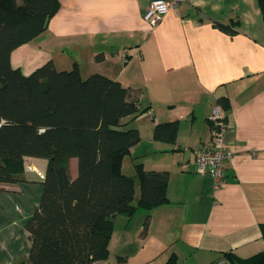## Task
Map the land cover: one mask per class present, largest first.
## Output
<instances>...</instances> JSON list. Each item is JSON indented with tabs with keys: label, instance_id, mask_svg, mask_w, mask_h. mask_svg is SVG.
<instances>
[{
	"label": "crops",
	"instance_id": "obj_1",
	"mask_svg": "<svg viewBox=\"0 0 264 264\" xmlns=\"http://www.w3.org/2000/svg\"><path fill=\"white\" fill-rule=\"evenodd\" d=\"M58 1L45 30L11 52V66L28 75L51 61L57 70L77 66L83 78L97 72L131 88L147 110L124 119L141 139L122 168L126 159L134 167L153 150L159 153L157 165L147 170L169 174L168 201L117 216L109 254L99 264H164L171 257L175 264H235L225 253L247 258L263 250L264 18L259 0H191L152 27L143 19L150 0ZM221 97L227 100L225 109L218 103ZM215 108L231 125L226 136L231 155L219 186L194 169V150L210 141L209 116ZM172 120L178 121L176 142L154 140V126ZM163 153L170 154L167 161ZM45 167L44 158L26 157L23 180L0 190V264H22L29 255L26 223L39 205Z\"/></svg>",
	"mask_w": 264,
	"mask_h": 264
},
{
	"label": "trees",
	"instance_id": "obj_2",
	"mask_svg": "<svg viewBox=\"0 0 264 264\" xmlns=\"http://www.w3.org/2000/svg\"><path fill=\"white\" fill-rule=\"evenodd\" d=\"M259 3L264 18V0ZM58 8V0H0V190L23 180L26 157L46 160L39 205L26 223L31 248L22 264L103 260L117 216L168 201V171L147 170L140 161L134 177L122 171L123 158L141 139L124 119L147 110L131 88L97 72L83 78L77 66L57 70L51 61L28 75L11 66V52L44 31ZM218 103L227 108L226 98ZM177 130L176 120L159 122L152 138L174 144ZM147 224L148 216L144 230ZM225 255L235 264H264V248L247 258Z\"/></svg>",
	"mask_w": 264,
	"mask_h": 264
},
{
	"label": "built area",
	"instance_id": "obj_3",
	"mask_svg": "<svg viewBox=\"0 0 264 264\" xmlns=\"http://www.w3.org/2000/svg\"><path fill=\"white\" fill-rule=\"evenodd\" d=\"M191 0H150L143 19L149 26L156 25L164 14L176 12L182 4ZM211 122V138L194 150L195 171L200 174H209L216 186L224 180L225 160L231 155L230 144L226 138L231 127L215 108L209 116ZM86 264H99V260H91Z\"/></svg>",
	"mask_w": 264,
	"mask_h": 264
},
{
	"label": "rangeland",
	"instance_id": "obj_4",
	"mask_svg": "<svg viewBox=\"0 0 264 264\" xmlns=\"http://www.w3.org/2000/svg\"><path fill=\"white\" fill-rule=\"evenodd\" d=\"M144 144V147L146 148V142H143ZM158 152H153V150L151 151H147V153H145V155H143L141 158H139L137 161L139 160H143L144 162V167L145 169L147 168H155L156 165H157V157H158ZM163 158H164V161H167L170 156L169 153H163ZM75 161V160H73ZM70 167H71V173L72 174H76V161L75 163H71L70 162ZM123 172L127 175H130V176H133L134 177V167H132V161L130 162L129 159H126L125 162H124V166H123ZM135 196H139L138 193L140 191L139 189V183H138V180L135 178Z\"/></svg>",
	"mask_w": 264,
	"mask_h": 264
}]
</instances>
